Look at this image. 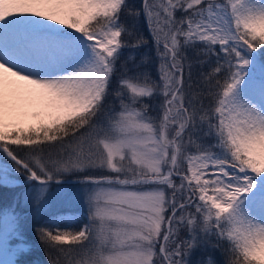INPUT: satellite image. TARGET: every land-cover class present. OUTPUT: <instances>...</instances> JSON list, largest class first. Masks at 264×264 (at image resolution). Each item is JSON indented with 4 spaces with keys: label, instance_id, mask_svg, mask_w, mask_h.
<instances>
[{
    "label": "snow or ice",
    "instance_id": "6c2138e0",
    "mask_svg": "<svg viewBox=\"0 0 264 264\" xmlns=\"http://www.w3.org/2000/svg\"><path fill=\"white\" fill-rule=\"evenodd\" d=\"M0 188L5 264H264V0H0Z\"/></svg>",
    "mask_w": 264,
    "mask_h": 264
},
{
    "label": "rangeland",
    "instance_id": "374dc122",
    "mask_svg": "<svg viewBox=\"0 0 264 264\" xmlns=\"http://www.w3.org/2000/svg\"><path fill=\"white\" fill-rule=\"evenodd\" d=\"M132 0L131 2H133ZM148 71L155 76L156 68L152 66L148 69ZM195 72V69H194ZM21 189H17L16 191H10L8 189L0 188V209H5L13 204L14 199L20 196ZM3 192V193H2ZM4 194V195H3ZM17 211H21V206L17 205ZM72 215L80 217L79 212H73ZM27 251L24 255L19 256L18 264H49V256L46 253L44 247L40 244L38 239L36 238L35 234L32 232H27ZM200 251L197 250L192 254V257H195ZM2 253L6 254L2 251ZM206 254L202 256H198L195 261H199L202 259ZM7 258L9 259L8 255L6 254ZM194 261V262H195Z\"/></svg>",
    "mask_w": 264,
    "mask_h": 264
},
{
    "label": "trees",
    "instance_id": "16d2710c",
    "mask_svg": "<svg viewBox=\"0 0 264 264\" xmlns=\"http://www.w3.org/2000/svg\"><path fill=\"white\" fill-rule=\"evenodd\" d=\"M132 0H130V3H132V4H134V5H139L140 4V0H134L133 2H131ZM146 35H147V33H145ZM150 50L149 49H144V52H149ZM154 51V50H153ZM3 193V192H2ZM4 195V194H3ZM200 252L195 256V257H193V258H191L193 261H195L196 260V258L198 257V256H202V255H204V254H207V253H205L204 251H202V250H199Z\"/></svg>",
    "mask_w": 264,
    "mask_h": 264
},
{
    "label": "bare ground",
    "instance_id": "6f19581e",
    "mask_svg": "<svg viewBox=\"0 0 264 264\" xmlns=\"http://www.w3.org/2000/svg\"><path fill=\"white\" fill-rule=\"evenodd\" d=\"M8 260L6 254L2 253V251H0V264H5V262Z\"/></svg>",
    "mask_w": 264,
    "mask_h": 264
}]
</instances>
